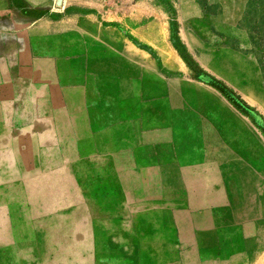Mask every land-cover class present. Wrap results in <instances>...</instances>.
Returning a JSON list of instances; mask_svg holds the SVG:
<instances>
[{"label":"rangeland","instance_id":"374dc122","mask_svg":"<svg viewBox=\"0 0 264 264\" xmlns=\"http://www.w3.org/2000/svg\"><path fill=\"white\" fill-rule=\"evenodd\" d=\"M0 264H264V0H0Z\"/></svg>","mask_w":264,"mask_h":264}]
</instances>
